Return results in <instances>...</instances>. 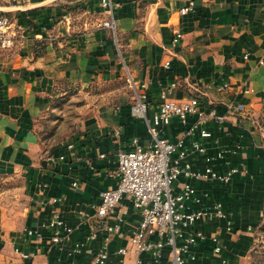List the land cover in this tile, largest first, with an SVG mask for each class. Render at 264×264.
Returning <instances> with one entry per match:
<instances>
[{"label": "crops", "instance_id": "obj_1", "mask_svg": "<svg viewBox=\"0 0 264 264\" xmlns=\"http://www.w3.org/2000/svg\"><path fill=\"white\" fill-rule=\"evenodd\" d=\"M101 1L0 0V13L21 28L15 46L0 51V177L22 178L30 201L22 217L0 214V264H97L105 248V264H172L169 246L157 263L150 253L131 249L141 216L129 198L116 211L123 215L121 232L108 242L105 222L95 213L102 192L118 184L111 177L118 169L117 154L131 150L134 139L145 147L152 141L147 123L131 113L130 78L148 95L150 120L164 103L161 93L172 85L168 100L198 97L203 111L227 115L224 124L208 126V154L216 158L211 164L216 171L239 172L229 185L182 177L175 187L180 191L188 182L197 189L201 202H188L190 211L219 202L228 215L189 229L214 235L223 246L217 255L212 242H200L189 264H221L222 258L249 264L253 237L264 225V0H114L118 46L112 32L99 25L107 19ZM191 1L194 9L182 15L181 8ZM177 34L183 38L173 47ZM225 83L230 89L220 93ZM92 84L116 90L101 96V105L85 116L71 139L46 153L40 119L57 94ZM195 121L175 119L159 129V136L176 143ZM71 143L72 151L67 149ZM185 147L192 149L191 138ZM222 151L223 158L217 159ZM99 154L107 159L98 160ZM60 155L65 161H49ZM88 160H95L93 168ZM190 162L196 170L206 168L203 156L194 155ZM53 199L62 202L51 204ZM54 212L74 230L58 244L52 243L49 228ZM116 216L106 223L114 225ZM30 230L43 240L29 236ZM94 232L97 238L90 240ZM156 240V235L148 238ZM124 248L130 249L125 256L119 253Z\"/></svg>", "mask_w": 264, "mask_h": 264}, {"label": "built area", "instance_id": "obj_2", "mask_svg": "<svg viewBox=\"0 0 264 264\" xmlns=\"http://www.w3.org/2000/svg\"><path fill=\"white\" fill-rule=\"evenodd\" d=\"M101 6L107 14V19L100 22V27L110 30L115 43L118 46L117 23L114 16L116 5L114 0H102ZM195 7V2L191 1L187 6L181 8L180 13L186 15ZM21 34V28L16 21L0 13V51L10 50L16 44V40ZM183 38L182 34H177L173 40V47H176ZM170 63L166 64L169 68ZM129 73L128 68L126 67ZM130 75V74H129ZM130 78V76H129ZM129 82L134 90L131 113L134 117L145 121L151 135V143L145 147L140 140L134 139L131 150L121 151L117 154L118 169L111 175L117 180L116 188L103 191L101 202L95 208L96 216L104 221L103 230L107 232V242L111 235L121 232L123 215L116 214L124 198H129L134 208L140 213L141 221L137 230L130 238L131 249L136 254L150 253L152 262H159L162 258L163 249L167 246L171 248L172 264H189L195 261V248L200 242L210 241L214 246V253L221 255L223 246L214 235H207L203 232L189 233V229L201 220L211 222L215 219H228L222 203H215L212 207L190 211L188 202H201L194 185L188 182L181 184V190H176V183L182 178L194 180L199 183L218 182L229 185L238 169H231L226 173H220L212 167V162L216 159L209 156L207 142L212 137L208 126L211 123L224 124L227 120L226 114H219L216 109L203 111L200 108V99L193 97L189 101H172L167 99V94L176 87L172 85L167 91L161 93L164 103L159 111L150 120L148 111L150 104L148 95L139 92L134 81ZM145 88V86H142ZM230 89V84L225 83L218 87L220 93H225ZM250 94L251 91H246ZM238 111V107L232 109ZM190 118H195V123L183 134L176 143L159 136V129L168 127L173 120L177 119L183 124H187ZM121 130L117 129L115 134L120 135ZM197 134L199 135L196 139ZM192 139V149L185 147V140ZM68 150H74L73 143L67 146ZM224 151L218 153L217 159H222ZM194 155L205 158L206 168L204 171L196 170L190 158ZM66 157L50 156L49 161L53 164L65 161ZM98 160H106V154H99ZM95 160H88L86 163L93 168ZM62 199H53L51 204L61 203ZM189 210V211H188ZM116 216V223L111 225L106 220ZM231 222H228V231L232 230ZM49 228L53 231L52 243L58 244L64 238L73 233V228L67 226L58 212H54ZM29 236H35L36 241L43 240L42 235L32 230L28 231ZM156 235L158 240L148 241L150 236ZM64 236V237H63ZM97 238V232L90 236V240ZM129 248L120 250L121 255H127ZM108 259V251L103 250L96 257L97 264H105ZM137 264H145L138 261ZM147 264H152L147 263ZM221 264H236L234 261L222 258Z\"/></svg>", "mask_w": 264, "mask_h": 264}, {"label": "rangeland", "instance_id": "obj_3", "mask_svg": "<svg viewBox=\"0 0 264 264\" xmlns=\"http://www.w3.org/2000/svg\"><path fill=\"white\" fill-rule=\"evenodd\" d=\"M115 90L114 86L92 84L73 86L65 94H57L53 107L38 124L39 139L45 152H51L62 140L71 139L85 116L101 105V96H109ZM29 202L22 178L0 177V214L3 212L15 219L22 217ZM251 249L249 264H264V225L254 235Z\"/></svg>", "mask_w": 264, "mask_h": 264}]
</instances>
